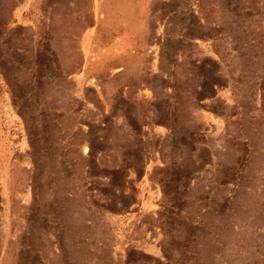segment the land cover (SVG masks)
<instances>
[{"label":"rangeland","instance_id":"obj_1","mask_svg":"<svg viewBox=\"0 0 264 264\" xmlns=\"http://www.w3.org/2000/svg\"><path fill=\"white\" fill-rule=\"evenodd\" d=\"M0 264H264V0H0Z\"/></svg>","mask_w":264,"mask_h":264}]
</instances>
